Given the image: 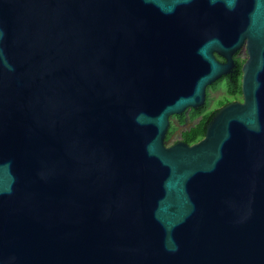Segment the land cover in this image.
I'll use <instances>...</instances> for the list:
<instances>
[{
  "label": "water",
  "instance_id": "obj_1",
  "mask_svg": "<svg viewBox=\"0 0 264 264\" xmlns=\"http://www.w3.org/2000/svg\"><path fill=\"white\" fill-rule=\"evenodd\" d=\"M0 264H264V0H0Z\"/></svg>",
  "mask_w": 264,
  "mask_h": 264
},
{
  "label": "trees",
  "instance_id": "obj_2",
  "mask_svg": "<svg viewBox=\"0 0 264 264\" xmlns=\"http://www.w3.org/2000/svg\"><path fill=\"white\" fill-rule=\"evenodd\" d=\"M239 78H240V73H237L233 76V81L228 82V85H229L228 92L230 94H234V93L236 94V93L240 92V88H239L240 87L239 86L240 79ZM226 100L227 99L218 100L217 107L221 104H224L226 102ZM187 113H188L189 119H194V118L200 116V119L197 122L190 125L189 127L184 128L180 133V139L179 140L186 142L188 144H192V143L200 140L204 136L205 130H206V125L210 121L211 115H210V111L206 110L205 107H200L198 109L190 108V109L186 110L185 112H183L179 115H175V117H177L179 122L181 124H183L186 121ZM171 130H172V126L170 125L168 132H167L165 139H164L166 144L169 142ZM169 145H171V144H169Z\"/></svg>",
  "mask_w": 264,
  "mask_h": 264
},
{
  "label": "flooded vegetation",
  "instance_id": "obj_3",
  "mask_svg": "<svg viewBox=\"0 0 264 264\" xmlns=\"http://www.w3.org/2000/svg\"><path fill=\"white\" fill-rule=\"evenodd\" d=\"M246 57H247V50H246V47L243 45V46H242L237 52H235V53L233 54V56H232V58H233V62H234V63H233V67H232L231 71L229 72V74L222 76L220 79H218L217 81H215L214 83L211 84V86H213V85H215V84H216L217 82H219V81H225V87L223 88L224 91H225V95H224L223 97L217 99V100H220V99H227L226 102H225L224 104H221V105H219L218 107L216 106V107H214L213 109H210V110H209V111H210L211 118H212V116L214 115V113H215L220 107H222L223 105H225V104H227V103H229V102H240V101H242V93H241V75H242V66H243V63H244ZM216 58H217V60H219L220 62H225V61H226L225 58H223L222 56L217 55V54H216ZM237 73H240V78H239V79H240V82H239L240 92H239V93H236V94H235V93H234V94H230V93L228 92V87H229L228 82H229V81H233V76H234L235 74H237ZM208 87H209V86H208ZM208 87H207V92H206V101L208 100L207 98H209V97H208V91H209V89L214 90V88H211V87L208 88ZM206 106H207V105H206V102H205L204 106H202V107H205V108H206ZM199 119H200V116L197 118L196 122H197ZM170 124H171V118H170ZM184 124H186V121H185ZM182 125H183V124H182Z\"/></svg>",
  "mask_w": 264,
  "mask_h": 264
},
{
  "label": "rangeland",
  "instance_id": "obj_4",
  "mask_svg": "<svg viewBox=\"0 0 264 264\" xmlns=\"http://www.w3.org/2000/svg\"><path fill=\"white\" fill-rule=\"evenodd\" d=\"M209 87L214 88V90L209 89V91H208V97L209 98H207L208 100L206 101V105H207L205 108L206 110H210V109H213L214 107H216L217 102H218L217 99H219L225 95V91L223 89L225 87V81H219L213 86L209 85ZM198 117H196L194 119H189V116L187 113L186 124L183 123V125H182L179 122L177 117L172 116L171 117V124H170L172 126V130H171L169 142L167 144L169 145V144H172V143L178 141L180 139L181 131L184 128L189 127L190 125L194 124Z\"/></svg>",
  "mask_w": 264,
  "mask_h": 264
}]
</instances>
